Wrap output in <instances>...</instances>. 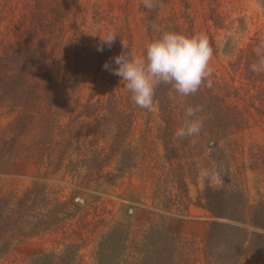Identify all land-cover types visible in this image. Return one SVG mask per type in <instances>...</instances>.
<instances>
[{
  "label": "rangeland",
  "instance_id": "rangeland-1",
  "mask_svg": "<svg viewBox=\"0 0 264 264\" xmlns=\"http://www.w3.org/2000/svg\"><path fill=\"white\" fill-rule=\"evenodd\" d=\"M156 4L0 0V264H264V82L248 65L264 0ZM157 28L208 37L197 105L210 89L248 129L165 158L158 87L149 112L103 67H118L121 41L143 53ZM107 31L115 43L98 51ZM207 187L233 219L205 209Z\"/></svg>",
  "mask_w": 264,
  "mask_h": 264
},
{
  "label": "clouds",
  "instance_id": "clouds-1",
  "mask_svg": "<svg viewBox=\"0 0 264 264\" xmlns=\"http://www.w3.org/2000/svg\"><path fill=\"white\" fill-rule=\"evenodd\" d=\"M143 4L149 10L157 6L156 0H143ZM156 30L160 35L146 45L143 53L136 55L127 51V46L121 41L123 50L113 58L118 67L111 69L108 63L103 65L121 78L123 86L131 94V101L149 112L157 109L155 93L160 85H170L180 97L196 94L211 75L213 57V48L206 35ZM116 36L114 31H107L100 37L101 44L97 50L103 51L105 46L110 48ZM256 53L259 59L250 67L251 71L261 73L264 72V45L258 47ZM202 112L199 105L185 107L184 121L176 129L175 137H198L207 118L200 115ZM195 142L192 139V143Z\"/></svg>",
  "mask_w": 264,
  "mask_h": 264
},
{
  "label": "trees",
  "instance_id": "trees-1",
  "mask_svg": "<svg viewBox=\"0 0 264 264\" xmlns=\"http://www.w3.org/2000/svg\"><path fill=\"white\" fill-rule=\"evenodd\" d=\"M252 55L250 58H252ZM254 58L255 60L259 59L257 55ZM248 65L252 64L248 63ZM259 75L261 77L260 81L262 80L264 82V72H261ZM158 89L160 90L162 98L166 100L164 104H161L160 110L166 124L164 152L165 158L168 160L179 159L180 155H183V157L200 156L202 154V149L207 148L209 143H217L249 128L247 120L241 113L230 111L226 107V98L219 94H215L210 89H205L203 96L207 98V100H205V102H207V109L203 110L200 115L206 116L207 118L204 121V126L200 135L195 138L177 139L175 137V131L176 127L178 128V121L174 117L180 110V101L182 102L184 108L187 107V105L189 106L191 102L194 104L193 107H195V104L197 106V99L200 96V89L196 94L190 95L188 97H180L172 90L170 85H167L164 88H161L160 85L158 86ZM170 95L174 99H171ZM262 101H264V97L262 98ZM203 109H205V107ZM262 116H264V114ZM183 121L184 112H182V123ZM192 139H195L196 142L192 143ZM204 192L206 201L205 209L208 212L217 218L233 219L234 216L226 214L229 212H225L224 210H215L212 207L210 188L207 187ZM210 237L211 229L208 231V238ZM139 264H155V262L153 261L152 257L143 256Z\"/></svg>",
  "mask_w": 264,
  "mask_h": 264
}]
</instances>
